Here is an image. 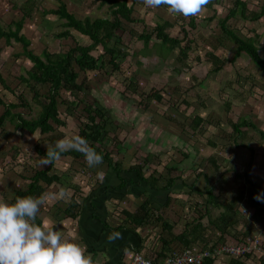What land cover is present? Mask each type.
Segmentation results:
<instances>
[{
    "label": "rangeland",
    "instance_id": "374dc122",
    "mask_svg": "<svg viewBox=\"0 0 264 264\" xmlns=\"http://www.w3.org/2000/svg\"><path fill=\"white\" fill-rule=\"evenodd\" d=\"M27 1L0 0L1 29L7 31L13 21L22 18L18 8L25 6ZM36 1L40 5L34 10L32 18L25 21L22 30V33L30 38L31 49L36 55H41L45 49L51 53L65 52L70 46H76L77 42L82 46L91 44L87 37L74 31H71L74 42L72 39L59 38L58 35L67 30L63 25L65 20H60L53 14L45 15L43 10H57L60 1L81 20L85 17L92 20L112 17L108 5L100 6L99 0ZM244 1L248 3L250 12H260L264 6V0ZM234 2L235 0H223L213 9L203 6L195 15L198 17L195 21L196 28H191L187 17L170 13L165 5L153 8L146 6L144 0L134 3L133 0H128L129 5L134 4L133 15L137 21L130 24L124 22L123 28L117 30V38L112 42L120 47V50L129 53L125 60L120 61V71L111 73L109 67L106 70L82 73L78 79L79 83H85L86 89L79 93L82 101L78 103L77 111L84 113L86 104L82 103L85 102L103 108L109 118V124L108 134L102 146L107 151H112L116 161L123 162L125 168L143 165L145 157L153 153L158 157L155 162L158 164H150L146 169L147 174L153 170L165 174L168 173V168L176 167L178 171L172 175H180L184 180L191 181L205 168L208 157L214 155L221 162L222 169L213 177L212 184L217 191L222 189L223 203L238 200L245 182L237 180L233 167H238L239 171L243 172L252 157L249 148L235 146V137L238 138V144L244 143L255 151V163L249 173L250 183L246 184L247 188L257 193L264 190V140L260 133V130L264 131V72L243 54L234 63H227L219 73H210L213 65L209 62L208 55L213 54L222 60H229L234 56L236 45L224 37L218 24L219 18L227 15ZM211 16H214L215 20L207 21L206 18ZM164 21L173 24L174 28L167 30L172 37L191 41L189 59L180 60L178 49L161 57L158 54L159 41L155 37L147 47L138 38L143 31L150 33L156 24ZM181 27H185L186 35ZM230 28L244 39H253L264 58V16L259 20H243L238 17L230 21ZM0 47L3 49L0 52V97L7 105H19L12 113L33 120L42 111L39 102L43 101V98L35 99L26 83L20 80L21 76L27 77L32 64L19 55L22 47L16 42L12 41L9 46L1 39ZM101 52L100 47L94 55L101 56ZM152 91L159 93L162 102L153 100L145 109L143 100ZM45 92L46 89H43L42 94ZM64 95V99L73 101V96L69 93ZM23 101L29 107L25 106ZM67 106L59 108L60 118L66 121L67 125L50 134H41L39 130L35 133L23 132L15 128L13 122L6 121L4 130H0V201L11 203L16 192L29 186L30 178L36 170L46 169L48 164L41 162L45 157L38 154L37 146L52 148L57 139L78 134L86 118L71 117L66 112ZM70 109L74 110L72 106ZM197 118L204 120L200 127L193 125ZM238 119L252 121L256 129L251 126L243 127L241 131L244 134L239 137L231 125ZM50 173L61 176L62 185L54 184L48 187L40 182L46 187L43 194L46 201L38 215L48 221V227H52L56 222L54 214L57 213L54 212H58L60 207L64 209L67 205L65 197L76 195L75 190L78 187L81 194L76 196L82 204L83 199L92 189L98 187L104 176L103 170L98 166L85 167L83 160L75 162L72 155L57 159ZM111 194H116V191ZM140 201L141 198L134 202L130 200L112 203L111 209L115 213L112 219L116 222L120 220L118 217L123 220L119 213L121 209L136 211L141 205ZM204 204L203 197L197 192L189 195L185 194L183 189L174 191L171 208L165 211L164 219L170 222L178 221L181 224L179 226H182L187 219H194L200 212L203 215L202 224L207 225L210 220L214 221L222 210L211 206L206 210ZM243 205L246 206L244 202H240L236 207L239 212L235 215L239 223L233 227L235 231H246L245 223L254 221L248 208L245 214L246 208L241 207ZM61 216H64V212ZM262 227L260 228L264 229ZM61 228L65 235H69L70 231H78V223L71 219L61 224ZM140 231L142 236L146 237L149 243L147 245L153 253L160 251L161 238L171 239L161 225L152 224ZM209 231L211 232L210 229ZM257 234L258 230H255L254 236ZM240 236V233H235V237ZM218 237L219 234L216 235V238ZM231 242L233 241L226 238L225 243ZM177 244L167 253L184 251ZM201 248H206V244L201 242L190 251L194 255L202 256L205 249ZM146 251L149 250L146 248ZM146 255L144 253V256ZM211 259H221L225 264L230 261V258L222 256ZM255 262L260 264L257 260Z\"/></svg>",
    "mask_w": 264,
    "mask_h": 264
},
{
    "label": "trees",
    "instance_id": "16d2710c",
    "mask_svg": "<svg viewBox=\"0 0 264 264\" xmlns=\"http://www.w3.org/2000/svg\"><path fill=\"white\" fill-rule=\"evenodd\" d=\"M99 1L101 4L100 6L108 5L111 12L110 15L112 16L110 19L97 18L92 20L90 17H85L82 20L78 19L74 13L68 10L67 5L61 1L57 10H43V14L45 15L53 14L60 20H65L63 25L67 30L58 35L60 39H72L74 42V36L71 33V31H74L84 37H87L91 41V44L82 46L77 42L76 46H70L67 51L57 53H51L45 49L41 55H36V53L31 49L30 38H27L22 33L25 21L32 18L34 10L37 9L40 3L36 0H28L23 7L18 8L14 5L15 8H18L21 11L22 18L18 21H13L12 26L10 25L11 27L9 26L10 29L7 31L0 28V40L3 39L5 44L9 46H11L12 41H14L22 47V52H20L19 55L29 60L32 67L30 71H28L27 77L21 76L20 80L23 83H26L27 87H29L32 91L35 99L43 98V101L39 102L42 107V111L37 118L27 120L21 114L12 113V110L19 108V105H7L0 97V130H4L5 123L9 120L15 124V128L23 132L28 131L30 133H35L39 130L41 134L53 133L57 130V128L67 125L66 121L62 120L59 114V108L64 105H68L66 112L69 113L71 117H77V119H81L83 117L86 118V120L82 122L83 126L81 125L78 135L86 137L89 143L95 147L98 152L103 154V161L95 166H98L99 169L101 168V170H103L104 179L98 184L97 188L90 191V193L83 199L82 204L78 201V197L76 196L81 194V190L76 187V195L73 194L65 197V203L67 205L64 206V209L62 207L57 209V213L60 212V214H56V219L58 220L62 219L61 213L63 212L65 218L77 219L83 211L89 210L94 217V212L97 209V206L92 201L95 197H97L96 191L99 188H102V185L107 178V183L110 179L111 180L108 186L104 187L105 189L103 190V193L107 190H122V188H124L127 184L136 182L141 186L145 185L154 191H159L162 195L168 194L167 197L161 201L162 203L155 202L150 197H147L142 203L139 212L136 214L128 211L124 212L126 222L128 219L132 225V227H127L126 229L137 238L138 235L136 233V228H145L153 220L160 223L164 230L170 231L172 229V227L168 225L167 221L164 219V213L162 212L164 208L170 205V201L172 200L169 194L183 189L185 194L190 195L193 192H197L199 196H202L206 210H208L211 206L213 208L221 209L222 213L216 221L210 220L207 228L203 227V232L200 229L196 232V229L202 225L200 220L203 219V215L198 212V223L193 229L194 232H189L188 234L181 233V236L177 235L176 238L179 241L183 242L186 238L204 241L203 243L207 246L205 250H211V248L213 249L216 246L228 244L221 242L226 238H228L229 241H233L229 244L249 245V243L255 238L254 231L256 230V225H261L264 222V202L255 199L254 195L257 194V192L248 189L246 185L247 183H250L249 173L255 163V151L251 148V146L244 143L238 144L237 137L233 140L236 147L249 148L251 150L252 157L243 172H240L238 167H233L237 180H244L245 182V186H243L242 191L239 192L238 200L223 203L221 194L222 189H218L217 191L215 185L212 184L213 177L222 169L220 166L221 162L214 155L208 157L205 168L198 172L192 181H186L180 175H172L173 172L178 171L176 167L168 168V173L166 172L165 174L156 170L147 174L148 171H146V167H149L150 164L152 166L158 164L155 163L156 159L158 160V157L153 153H149L145 157L143 165L137 164L125 168L123 162L118 160L116 161V159H114L112 151H107L102 146V144L105 143L106 136L108 134L107 124H109V118L103 108L99 105H89L85 102L82 103L83 105L86 104L83 108L84 113H79L77 111L78 103L82 101L79 98V93L84 92L86 89L85 83L78 82L80 74L106 70L109 67L112 70L111 73L120 71V61L125 60L129 56V53L120 50V47L115 46L116 44H113L112 42L115 38H117L116 32L117 30L123 28L124 22L130 24L137 21L133 15L135 10L133 3L137 0H133L132 5H129L128 0ZM222 2L223 0H208L205 7L207 9H213V6L220 5ZM248 8V3L246 1L235 0L234 6L229 9L227 15L219 18L218 24L220 29L223 31L224 37L236 45V50L233 58L229 60H222L221 58L209 53V62L213 65L210 73H218L227 63H234L243 54H246L255 66L264 72V58L262 57L260 49L255 44L254 40L251 38L244 39L230 28V21L238 17L243 20H259L263 18L264 6L260 12H250ZM213 11L215 12V10ZM187 18L189 19L188 25L191 28H196L195 21L198 17L193 15L187 16ZM206 20L212 22L215 20V17L211 16L206 18ZM173 28L174 26L171 22L164 21L163 23L156 24V27L150 33L147 30L143 31L138 38H140V40H142L145 44V47H147L155 37V39L159 41L158 43L160 48L158 49H160V51H158V54H160L159 56L161 57L166 53L168 54L178 49L180 60H187L189 59V52L192 50L191 41L187 42L185 38L179 39L172 37L167 30ZM181 29L186 35L185 27H181ZM100 47L102 48V52L100 54L101 56L94 55V52ZM2 50L3 49L0 47V52H2ZM5 88L10 90L9 87ZM43 89H46V92L42 94ZM64 93H69L73 96V101H67L64 99ZM41 94L43 97H41ZM153 100L162 102V97L157 91H152L145 97L143 100L145 101V103L143 102L144 108L147 109ZM23 104L29 107V105H27L24 101ZM71 106L74 110L70 109ZM2 108L4 109L3 111ZM203 121L204 120L202 118H197L193 125L200 127ZM231 125L239 137L244 134L241 131L243 127L251 126L256 129L252 121H246L244 119H238L236 123H231ZM260 133L261 138L264 140V131L260 130ZM212 145L215 146L213 142ZM47 149L50 148H42L40 146L36 147L38 154L45 158H47ZM68 155L74 156L75 162L83 160V165L85 167H91L88 165L83 152L75 149H68L65 150L60 157ZM56 160L57 159H55L52 163H49L45 170H36L35 174L32 178H30L31 182L29 183V186L25 190L16 192V195L11 203L14 202L15 198L18 196L24 197L31 195L38 197L44 194L46 187H43L40 182L45 183L48 187L54 184L61 186L62 177L57 174L50 173L56 164ZM109 174H111L112 177H110ZM113 177H116L121 182L117 187L116 185H111ZM202 183H204V185H202ZM238 202H244L246 204V207L251 211L250 215L254 220H250L249 223H245L246 231H240L241 236L239 238L235 237V234H230L227 231L230 226H233L234 224L237 225L239 223L235 215L237 213L236 207L239 204ZM37 222H42L38 216ZM217 231H219V237L214 240L217 235ZM140 240V245L137 248L138 251L142 249L143 246V240ZM161 242L165 245V238H161ZM261 242L264 247V237H262ZM193 243L195 242L191 240L187 243H182V246H184L182 247V250L188 249ZM148 257L153 256L151 255ZM253 259H256L260 262V264H264V260L261 255L257 254L254 257L246 255L244 259L233 257L229 264H247L249 260ZM213 263L214 261L208 258L203 264Z\"/></svg>",
    "mask_w": 264,
    "mask_h": 264
},
{
    "label": "clouds",
    "instance_id": "9594fccd",
    "mask_svg": "<svg viewBox=\"0 0 264 264\" xmlns=\"http://www.w3.org/2000/svg\"><path fill=\"white\" fill-rule=\"evenodd\" d=\"M207 3L208 0H144L146 6L154 8L165 5L170 13L185 17L198 14ZM67 149L83 152L89 166L100 164L104 158L86 137L76 134L57 139L54 146L47 149V158L41 162L52 163ZM254 198L264 202V190L255 194ZM45 201L43 194L38 197L18 196L12 203L0 201V264H94L91 253H86L80 244L66 239L60 228L48 227L46 220L37 222V215ZM119 235L118 232L110 234L109 239H115Z\"/></svg>",
    "mask_w": 264,
    "mask_h": 264
},
{
    "label": "crops",
    "instance_id": "0c3cea01",
    "mask_svg": "<svg viewBox=\"0 0 264 264\" xmlns=\"http://www.w3.org/2000/svg\"><path fill=\"white\" fill-rule=\"evenodd\" d=\"M216 6H219V5H215L213 7L216 8ZM81 36H83V35H81ZM146 169H147V167H146ZM109 175H110V177H112L111 174H109ZM129 178H130V176H129ZM103 179H102V181H103ZM110 180L107 183V178H106L103 185H102V188H99L96 191L97 197H95L92 201L97 206V209L94 212L95 216L93 217V214L89 210L83 211L77 219H73V221H77V223H78V231L75 233L73 231H70L69 235H65L62 232L66 239H71L72 241L80 244L85 249L86 253H91L93 260H94V264H127L130 262L132 256L135 253H142L143 255H144V253H146L148 256L152 255L153 257H156V259H158V258L161 259L164 256H166L168 253H170V252L167 253V251H171L172 250L171 247H173L177 243L180 245V247H184V246H182V243H187L189 240L194 241L195 243L191 244V246H189V248L186 249V250H189V249L192 250L196 245L200 244L201 242L202 243L204 242V241H201L198 239L195 240L193 238H191V239L186 238L182 242L176 238L177 235L181 236L180 235L181 233L188 234L189 232L190 233L194 232L193 229L196 227V225L198 223L197 218L199 215L197 217H195L194 219H191V220L187 219L186 222L184 224H182V226H179L181 224L178 221L170 222L169 220L167 221V219H166L167 224L170 225L172 227V229L170 231L164 230V229L163 230L171 236V239L165 238L166 244L163 245V243H162L160 251L157 250L156 252L153 253L152 250L150 251V248L147 245L149 243L146 241V239H145L146 237L145 236L143 237L142 232L140 231V229H144V228H139V227L136 228V233L138 235V238L126 229L127 227H132V225H131V222L128 221V219L126 222V219H125L126 216H125L124 212L128 211V212L136 214L137 212H139L142 203L144 202V200L147 197H150L155 202L162 203L161 201L164 200L168 194L162 195L161 192L156 191V190L154 191L145 185L141 186L136 182L127 184L124 188H122V190H117L116 194H111V192L115 191V190H107L103 193V190L105 189L104 187L108 186V184L110 183ZM192 180L193 179H191V181ZM120 183L121 182L116 177L112 178L111 185H116V187H117ZM202 185H204V183H202ZM169 196L172 199L171 193L169 194ZM140 198H141V201H140L141 205L139 206V208L136 211H131L129 209L122 208L121 212H119V213H120V215H122L123 220L119 217L117 219H120V220H118L117 222L112 219V217H115V215H114L115 213L111 209L112 203L127 202L130 200H132V202H134V200L140 199ZM171 202H172V200L170 201V205L168 207L164 208L162 213H165V211H167L169 208H171ZM238 203H240V202H238ZM241 207L246 208L244 210L246 211L245 214H247V207L244 205ZM236 212H239V211L236 210ZM240 212H242V210ZM54 213H57V212H54ZM55 215L56 214H54V218H55L56 222L54 223V225H52V227L53 228H60L63 231V228H61V224L69 222L72 218H67V217L65 218V216H61L62 219L58 220V219H56ZM37 216L40 218L41 221H45V219L40 217V215H37ZM216 219L214 221H216ZM202 221L203 220H200L201 224H202ZM263 223L261 225H259L258 228L256 227V230H258V234L261 236V238L264 237V229L260 228L262 226H263L262 228H264ZM152 224H153V226L161 225L160 223H157V222H155V220H153L148 226H152ZM208 225L209 224H207V225L202 224L200 227H198L196 229V232H198L199 229L203 232V227L207 228ZM235 226H236V224H234L233 226H230L227 230L228 233H230V234L240 233L241 230L240 231L238 230L237 232L235 231V229L233 228ZM232 230H234V231H232ZM117 232L120 233V235L118 237H116L115 239H109L110 234H115ZM216 233L219 234V231H217ZM140 239L143 240V246H142V249H140L138 251L137 248L140 245V241H141ZM216 239L217 238L215 237L214 240H216ZM77 240H79V241H77ZM224 241H226V239H224L221 242L225 243ZM219 246H221V245H219ZM146 248L149 251H146ZM206 248H207V246H206ZM206 248H201V249H206ZM208 250H210V249H208ZM222 261L223 260H221V259L215 260L213 264H225ZM230 261H231V259H230ZM230 261L226 264H229ZM247 264H257V263L253 260H249L247 262Z\"/></svg>",
    "mask_w": 264,
    "mask_h": 264
},
{
    "label": "built area",
    "instance_id": "2783aa9c",
    "mask_svg": "<svg viewBox=\"0 0 264 264\" xmlns=\"http://www.w3.org/2000/svg\"><path fill=\"white\" fill-rule=\"evenodd\" d=\"M246 213V211H244ZM261 255L264 260V247L258 235L249 245H221L211 250H206L203 255H194L190 250L174 252L157 260L156 257H145L142 253H135L127 264H203L206 258L244 257L246 255Z\"/></svg>",
    "mask_w": 264,
    "mask_h": 264
}]
</instances>
